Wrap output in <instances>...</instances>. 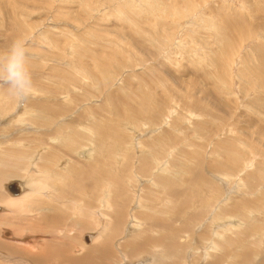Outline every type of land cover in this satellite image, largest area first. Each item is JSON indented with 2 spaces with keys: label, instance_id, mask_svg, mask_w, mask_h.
<instances>
[{
  "label": "rangeland",
  "instance_id": "rangeland-1",
  "mask_svg": "<svg viewBox=\"0 0 264 264\" xmlns=\"http://www.w3.org/2000/svg\"><path fill=\"white\" fill-rule=\"evenodd\" d=\"M17 39L33 89L0 82V207L64 164L78 204L3 208L0 264H264V0H0V53Z\"/></svg>",
  "mask_w": 264,
  "mask_h": 264
},
{
  "label": "bare ground",
  "instance_id": "bare-ground-1",
  "mask_svg": "<svg viewBox=\"0 0 264 264\" xmlns=\"http://www.w3.org/2000/svg\"><path fill=\"white\" fill-rule=\"evenodd\" d=\"M45 117H47V116H45ZM170 126V125H169ZM155 130H158V129H155ZM54 138V137H53ZM67 139V138H66ZM51 140V139H50ZM59 140H61V139H59ZM51 141H53L56 145H58V140H51ZM52 142V143H53ZM60 142V141H59ZM61 143V142H60ZM94 149L92 150V152H93V154H92V156H91V150H89L88 148H82V156H83V158H84V161L86 162H90L91 160H93V157H94V152L96 151V148L95 147H93ZM79 151V150H78ZM76 156V155H75ZM25 159V158H24ZM41 160H44L42 163H46V162H48V163H51L52 161H53V159L52 158H49V157H47V156H45V155H43V157H41L40 158ZM81 159V158H80ZM82 160V159H81ZM46 161V162H45ZM63 161V160H62ZM26 162H28V161H26ZM53 162H58V161H53ZM92 162V161H91ZM93 163V162H92ZM94 164V163H93ZM57 165H58V163H57ZM63 165V164H62ZM95 165V164H94ZM28 166V165H27ZM32 166V165H31ZM34 166H35V164H34ZM90 166H91V164H90ZM52 167H54L53 165H52ZM65 164H64V166H62V167H59V168H57L56 169V166H55V170H57V173H56V176H54L53 175V173H52V171H50V172H48L46 169H42V168H38L39 170H40V172L38 171V174L40 173V179L39 180H37V181H31V182H29V183H27V182H24L23 180H13V181H18L21 185H22V187H23V189H22V191H21V193H20V196H19V198H21V199H19V201H20V203H18L19 201H14V200H17V196L16 197H10V199L8 200V202L7 203H5L4 204V206H3V208L4 209H6V211H8V212H11V211H13V213H14V211H16V209H17V207H18V204H19V206L22 208V206H23V208H28V210H26V211H28V212H30V211H36L37 213H38V210L40 211V213H41V211L42 212H45L46 213V216H45V218H46V220H43V223L44 222H46L45 224L47 225V226H58L59 224H61L62 223V221L64 220V219H66V213H65V208L66 209H69V210H72V212L74 213L73 215H75L76 214V212H77V202H76V196L75 195H72V194H70V196H69V194H66V193H64V191H63V187L64 186H66V181L67 180H64L63 178V169H65ZM69 167V166H68ZM92 167H93V165H92ZM246 167V166H245ZM32 170V169H31ZM52 170V169H51ZM59 172H61V173H59ZM63 172V173H62ZM25 173V172H24ZM156 173V172H155ZM117 175V174H116ZM214 177V176H213ZM35 178V177H34ZM28 180V179H27ZM62 180H64V186H63V182H62ZM10 182H12V181H10ZM10 182H8L7 184H9ZM6 184V185H7ZM242 184V183H241ZM238 185V184H237ZM67 186H68V184H67ZM69 187V186H68ZM98 188V187H97ZM103 190V189H102ZM66 192V191H65ZM141 192V191H140ZM45 193L47 194L48 193V196H46L45 195ZM68 193V192H67ZM104 195L102 196V198H100V199H98L97 201H98V203H100L101 204V206L103 207V209L105 210H107V208L109 207V204H108V202H109V198H110V193H109V189H105V190H103V192H102ZM89 196V195H88ZM38 197H40V198H44V200H37L38 199ZM39 198V199H40ZM106 200H105V199ZM31 201H42L43 203H45V205L46 206H44V207H40V208H38V209H35V207H31V204H30V202ZM104 201V202H103ZM135 201V200H134ZM80 202V201H79ZM138 202H139V200H138ZM25 203V204H24ZM58 206H60V208H57ZM3 208H1L0 207V212H4V209ZM137 208V207H136ZM102 209V208H101ZM137 209H139V208H137ZM251 209V208H250ZM21 210V209H20ZM23 210V209H22ZM100 210V209H99ZM81 211V210H80ZM92 211V210H91ZM94 211V210H93ZM92 211V212H93ZM22 212V211H21ZM24 212V211H23ZM36 214V213H35ZM94 214H95V212H94ZM45 214H43L42 215V217L44 216ZM96 215H97V213H96ZM99 215H101V214H99ZM99 215H98V217H99ZM71 216V215H70ZM78 216V215H77ZM94 216V215H93ZM102 216V215H101ZM41 217V218H42ZM67 218H68V216H67ZM36 219V218H35ZM43 219V218H42ZM41 219V220H42ZM77 219V218H76ZM99 219H101L100 217H99ZM99 219H97L98 221H99ZM208 220V219H207ZM97 221V223H99ZM104 221V220H103ZM40 222V221H39ZM135 222V221H134ZM44 224V225H45ZM100 224V223H99ZM135 224H138L137 222L135 223ZM41 225V224H40ZM215 225H217V224H215ZM99 226V225H98ZM109 226V222L108 223H105V225H101V227H100V229H99V232H105L106 231V229H107V227ZM138 226V225H137ZM238 226V225H237ZM46 227V226H45ZM219 227V226H218ZM98 228V227H97ZM100 234V233H99ZM104 234V233H103ZM88 235H90V234H88ZM216 235V234H215ZM21 236V235H20ZM92 236L93 235H91L89 238H90V241L92 240H95V238H96V236L94 237L93 236V239H92ZM109 236V235H108ZM213 236H214V233H213ZM218 237V236H217ZM13 238V237H12ZM89 238H88V241H89ZM181 239V238H180ZM35 243V242H34ZM58 244V243H57ZM85 244H88L87 242L85 243ZM44 247V246H43ZM42 247V248H43ZM97 248V247H96ZM95 248V249H96ZM136 248V247H135ZM212 248V247H211ZM134 249V248H133ZM51 250H54L53 248L51 249ZM63 250V249H62ZM136 250V249H135ZM208 250V249H207ZM55 251V253H56V251H57V249L56 250H54ZM53 251V252H54ZM59 251V250H58ZM212 251V250H211ZM61 252H63V251H61ZM94 252V251H93ZM213 252V251H212ZM46 253V252H45ZM58 253H60V252H58ZM57 253V254H58ZM98 253H99V256H102V255H104L105 253H106V250L105 249H101L100 248V246H98ZM49 254V253H48ZM63 254V253H62ZM90 254V253H89ZM89 254H87V255H85V260H87L88 258H89ZM91 254H93L92 252H91ZM91 254H90V256H91ZM94 254H96V253H94ZM67 255V254H66ZM51 256V255H50ZM61 256V255H60ZM98 257V256H97ZM208 257V256H207ZM192 258V257H191ZM190 259V258H189ZM63 260H65L64 261V263H77V261H73L72 259L70 260L69 258L67 259V258H63ZM62 260V261H63ZM35 263V262H34ZM137 264V263H136Z\"/></svg>",
  "mask_w": 264,
  "mask_h": 264
},
{
  "label": "clouds",
  "instance_id": "clouds-1",
  "mask_svg": "<svg viewBox=\"0 0 264 264\" xmlns=\"http://www.w3.org/2000/svg\"><path fill=\"white\" fill-rule=\"evenodd\" d=\"M0 82L6 85L9 94L20 103L31 94L33 82L23 40L12 41L0 53Z\"/></svg>",
  "mask_w": 264,
  "mask_h": 264
},
{
  "label": "water",
  "instance_id": "water-1",
  "mask_svg": "<svg viewBox=\"0 0 264 264\" xmlns=\"http://www.w3.org/2000/svg\"><path fill=\"white\" fill-rule=\"evenodd\" d=\"M4 188H5L6 192L12 197H16V196L20 195V193L23 189L22 185L18 181H12L9 184L5 185ZM3 236H5V237L10 236V233L9 232H3ZM88 238L89 237H87V236L83 238L85 240V243L86 242L89 243L90 238H89V241H88ZM137 264H142V263H137Z\"/></svg>",
  "mask_w": 264,
  "mask_h": 264
}]
</instances>
